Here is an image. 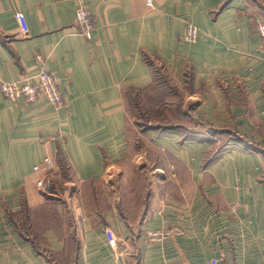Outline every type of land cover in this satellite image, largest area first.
<instances>
[{
  "label": "crops",
  "instance_id": "0c3cea01",
  "mask_svg": "<svg viewBox=\"0 0 264 264\" xmlns=\"http://www.w3.org/2000/svg\"><path fill=\"white\" fill-rule=\"evenodd\" d=\"M152 2L0 0V82L50 72L64 101L0 92V264H264V0ZM138 101L164 119L134 142ZM46 156L68 170L62 197L35 188Z\"/></svg>",
  "mask_w": 264,
  "mask_h": 264
},
{
  "label": "built area",
  "instance_id": "2783aa9c",
  "mask_svg": "<svg viewBox=\"0 0 264 264\" xmlns=\"http://www.w3.org/2000/svg\"><path fill=\"white\" fill-rule=\"evenodd\" d=\"M146 6L152 8V0H146ZM15 20L18 23L20 31L23 35L28 33V25L25 16L22 13H15ZM75 23L80 29L83 38L89 40L93 28L90 15L81 5L77 4L75 10ZM255 33L262 56L264 57V17L256 16L254 18ZM184 39L195 42L199 38L198 29L192 23L185 25ZM40 57H38V60ZM0 92L4 100L15 105L18 101H23L26 105H35L40 101H44L48 105L59 108L64 105L63 97L58 90V79L50 72L39 71L37 75L32 77H24L21 81L0 82ZM33 173L41 174L36 179L35 188L45 196L54 197L58 188L54 186V180L59 178V168L50 157L43 158L41 164L32 168ZM171 234L170 231H157L148 234L150 241H160ZM107 244L110 248H115L116 237L111 229L104 230ZM211 264H216L212 261Z\"/></svg>",
  "mask_w": 264,
  "mask_h": 264
},
{
  "label": "rangeland",
  "instance_id": "374dc122",
  "mask_svg": "<svg viewBox=\"0 0 264 264\" xmlns=\"http://www.w3.org/2000/svg\"><path fill=\"white\" fill-rule=\"evenodd\" d=\"M152 4H153V2H152ZM148 8H150V7H148ZM152 8H150V9H152ZM183 38H184V36H183ZM263 61H264V57H263ZM159 75L162 76V74H159ZM159 82L164 84L165 79L161 78V79H159ZM134 103H135V101H133V107H134ZM141 103L144 104L143 109H144V111L148 112V115H145L144 117H142V115L140 113L143 110L141 109L140 113H138V110H139L138 108L137 109L133 108V110L135 109L136 113L132 117H130V115H129L130 125L132 124L130 126V129H131L130 137H131V140H133L134 142L136 141V136H137V129L138 128L135 127V125L137 123H141V124H145V125L148 123H160V122H163L162 120L164 119V116H161V115L159 116L158 111L156 109H153L152 107L148 106L147 104H145V101H143V102L141 101ZM138 105H139V101H138ZM61 165H62V169H60L61 171H59V178H57V181L54 180V186L56 188H58L56 196L60 195V197H62L63 191L67 188L66 185L68 186V184L71 183L70 180H68V178H67V175H68L67 168H63V166H65L63 163H61Z\"/></svg>",
  "mask_w": 264,
  "mask_h": 264
},
{
  "label": "trees",
  "instance_id": "16d2710c",
  "mask_svg": "<svg viewBox=\"0 0 264 264\" xmlns=\"http://www.w3.org/2000/svg\"><path fill=\"white\" fill-rule=\"evenodd\" d=\"M152 69H153V73L155 74V79L157 80V81H159V79H161V78H163L161 75H159V74H162V72H161V70H159V69H157V68H155V67H153L152 66ZM163 84V83H162ZM138 104V103H137ZM138 111L140 112V110H141V108H140V106L138 105ZM145 112L144 111H142L140 114H144ZM145 125V124H144ZM147 125V124H146ZM64 164V163H63ZM65 165V164H64ZM60 168L62 169V165L60 164ZM63 168H66V165L65 166H63ZM46 197H50V196H46ZM51 198V197H50Z\"/></svg>",
  "mask_w": 264,
  "mask_h": 264
}]
</instances>
